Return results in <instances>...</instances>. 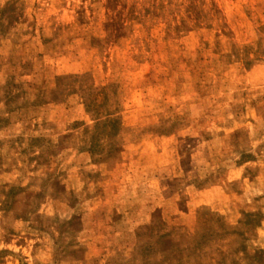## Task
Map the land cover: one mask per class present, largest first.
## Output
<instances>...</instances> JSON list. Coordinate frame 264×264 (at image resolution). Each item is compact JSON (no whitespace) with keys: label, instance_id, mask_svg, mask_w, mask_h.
Masks as SVG:
<instances>
[{"label":"rangeland","instance_id":"1","mask_svg":"<svg viewBox=\"0 0 264 264\" xmlns=\"http://www.w3.org/2000/svg\"><path fill=\"white\" fill-rule=\"evenodd\" d=\"M0 264H264V0H0Z\"/></svg>","mask_w":264,"mask_h":264}]
</instances>
